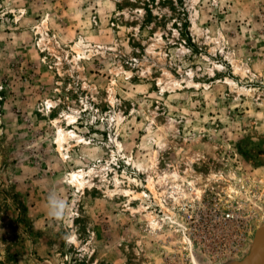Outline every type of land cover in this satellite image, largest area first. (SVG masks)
<instances>
[{"label":"rangeland","instance_id":"1","mask_svg":"<svg viewBox=\"0 0 264 264\" xmlns=\"http://www.w3.org/2000/svg\"><path fill=\"white\" fill-rule=\"evenodd\" d=\"M0 264H264V0H0Z\"/></svg>","mask_w":264,"mask_h":264},{"label":"clouds","instance_id":"2","mask_svg":"<svg viewBox=\"0 0 264 264\" xmlns=\"http://www.w3.org/2000/svg\"><path fill=\"white\" fill-rule=\"evenodd\" d=\"M65 205L62 200L52 198L49 203V213L53 217L59 218L62 214Z\"/></svg>","mask_w":264,"mask_h":264},{"label":"bare ground","instance_id":"3","mask_svg":"<svg viewBox=\"0 0 264 264\" xmlns=\"http://www.w3.org/2000/svg\"><path fill=\"white\" fill-rule=\"evenodd\" d=\"M61 140V134H59L58 133V141H60ZM72 178H75L74 177V175L73 176H71ZM174 180H175V182L177 181V174H173L172 176H171ZM162 179H165L164 177L162 178ZM78 180V179H77ZM81 185V184H80ZM151 188H152V186H151ZM153 189V188H152ZM173 189V191H176V190H178L179 189V186L178 185H176L175 187H173L172 188ZM153 194L155 195V197H157L158 196V194H156V192H155V190L153 189ZM173 194V193H172ZM196 194H199V191H196ZM182 195H184V194H182ZM152 225H154V224H152ZM262 252V251H261ZM261 255H262V253H261ZM262 262H263V260H262Z\"/></svg>","mask_w":264,"mask_h":264},{"label":"built area","instance_id":"4","mask_svg":"<svg viewBox=\"0 0 264 264\" xmlns=\"http://www.w3.org/2000/svg\"><path fill=\"white\" fill-rule=\"evenodd\" d=\"M230 216H227V218L229 219Z\"/></svg>","mask_w":264,"mask_h":264}]
</instances>
